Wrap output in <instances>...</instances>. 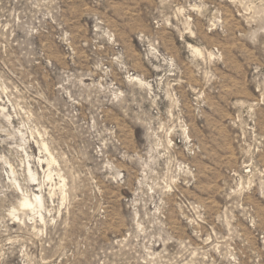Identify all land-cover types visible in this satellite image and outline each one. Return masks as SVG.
I'll return each mask as SVG.
<instances>
[{
  "label": "rangeland",
  "instance_id": "1",
  "mask_svg": "<svg viewBox=\"0 0 264 264\" xmlns=\"http://www.w3.org/2000/svg\"><path fill=\"white\" fill-rule=\"evenodd\" d=\"M0 264H264V0H0Z\"/></svg>",
  "mask_w": 264,
  "mask_h": 264
},
{
  "label": "bare ground",
  "instance_id": "2",
  "mask_svg": "<svg viewBox=\"0 0 264 264\" xmlns=\"http://www.w3.org/2000/svg\"><path fill=\"white\" fill-rule=\"evenodd\" d=\"M26 197V196H25ZM38 197H37V195L35 194V199H37ZM34 199V200H35ZM40 202V201H39ZM22 203V202H21ZM23 205H25V206H33V204H34V201L31 199V198H24V200H23V203H22ZM22 205V206H23Z\"/></svg>",
  "mask_w": 264,
  "mask_h": 264
}]
</instances>
